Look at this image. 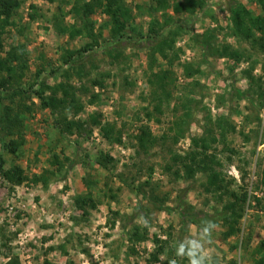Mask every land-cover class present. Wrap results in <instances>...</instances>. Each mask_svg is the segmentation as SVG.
Wrapping results in <instances>:
<instances>
[{"label":"rangeland","instance_id":"1","mask_svg":"<svg viewBox=\"0 0 264 264\" xmlns=\"http://www.w3.org/2000/svg\"><path fill=\"white\" fill-rule=\"evenodd\" d=\"M84 1L87 0H27L16 11L14 24L8 27L3 41L5 49L19 44L29 51L24 85L28 86L37 78L39 69L42 72L40 78L49 83L64 79L62 69L55 74L52 72L62 66L60 56L67 48L85 45L88 39L71 40L68 35L59 33L58 27L61 23L74 22L70 13L72 6ZM126 1L137 15L134 25L147 32L152 19V0ZM176 1L171 0V3L174 5ZM232 1L245 4L255 14L262 12L257 0H207L208 10L213 9L214 15L200 16L194 21L186 11L177 13L173 7L168 10L175 24L185 23L187 27L177 39V46L184 50L172 65L176 82L170 83L171 100L163 103L162 112L155 110L158 103L154 95L156 87L150 77L153 70L161 72L170 67V63L157 56L152 70L148 46H132L126 41L116 50L102 41V46L89 55L77 57L75 65H85L90 74L82 78L74 75L73 82L77 87L86 84L91 91L100 93L102 101L97 106L87 104L77 118L87 120L90 114L101 111L104 121H117L119 127H124L121 143L108 142L98 127L92 128L89 124L81 133L62 136L54 125L56 117L50 110L42 109L35 96L27 100L33 110L27 114L21 130L25 144L15 154L9 153L4 149L5 139L0 135V152L6 159V167L21 165L28 176L26 182L14 186L0 173V217L8 214V205L15 204L20 225L31 234L34 264H45L46 261L48 264H84L86 261L88 264H150L155 235L170 239V246L177 249L170 255L172 264L176 254L184 259L185 250L195 251L199 257L189 258L183 264H229L233 260L237 264H257L254 251L264 239V198L254 187L264 170V97L256 98L257 102H254L251 95L256 84L264 91V52L257 54L258 62L252 68L253 58L237 62L226 56L208 54L205 60L202 49L192 42L194 33L203 35L207 29H216L219 48L226 42L235 47L247 46L228 36ZM33 13L37 15L34 19L31 18ZM153 14L163 22L162 13ZM106 19L101 11L97 12L94 15L96 28ZM103 32L106 37L109 29L105 28ZM118 53L120 56L117 57ZM187 62H193L197 67L192 79L183 73L181 63ZM247 69L258 79L253 87L245 72ZM95 77H103L102 87H93L91 80ZM237 90L249 94L239 98ZM187 96L193 99V116L186 137L177 144L173 139H160L149 151L143 150L136 138L140 127L150 124L157 137L170 134L169 127L184 113L182 105L178 107L177 104L182 102L180 98ZM82 98L86 102L88 96ZM146 107L154 114L152 120L145 114ZM218 116L226 118V126H235V129L228 128L225 140L237 154H232L224 142L217 144L214 153L223 163L221 170L225 177L234 179L232 188L239 190V185L246 182L250 194L241 221L242 231L228 238L224 236L227 228L221 220H214L217 227L209 226L205 232V227L201 229L188 216L189 213L198 214L200 218L205 214L214 216L223 207L206 192L205 174L178 180L164 170L170 160V150L186 153L192 137L204 132L207 118ZM158 119H161L160 123ZM12 137L17 139L18 135ZM101 153L113 157V165L109 168L96 163ZM54 155L63 162L61 170L53 165ZM246 171L244 181L242 176ZM46 173L49 181L32 180L35 175ZM91 182L96 185L90 186ZM111 189L116 198H111ZM89 190L98 205L83 216L76 197ZM255 195L263 199L260 205L255 202ZM207 220L213 221L208 217L203 223ZM108 221H115L116 225L112 227ZM137 226L149 229V238L139 243L129 240L131 231ZM16 238L15 233L0 224L3 253L0 264H10L14 258L18 264H23L14 245ZM164 260L165 256L161 255L154 264H163Z\"/></svg>","mask_w":264,"mask_h":264},{"label":"trees","instance_id":"2","mask_svg":"<svg viewBox=\"0 0 264 264\" xmlns=\"http://www.w3.org/2000/svg\"><path fill=\"white\" fill-rule=\"evenodd\" d=\"M27 0H0V135L4 140V149L9 153H16L25 144V135L22 134L25 119L27 114L33 110V106L27 100L35 96L39 101L42 109H48L56 118L54 125L59 130L62 136L68 134H75L76 132H83L85 126L89 124L92 128L98 127L102 136L110 143H121L123 140L124 127H119L117 121H104V115L101 111H96L90 114L87 120L77 118L86 108V105L101 104V95L95 91H91L90 87L82 84L77 87L73 82V76L77 75L82 78L85 74L89 75L85 69V65H75L77 57L89 55L96 50L104 41L105 45L117 50V47L126 41L132 46L143 45L150 49V68H153L157 62V56H162L166 61H169L170 67L156 72L152 71L150 82L155 88L154 95L157 100L155 110L162 112L161 106L165 101L171 100V92L169 87L176 82L175 73L172 70V65L182 54L184 48L177 46V39L183 35L187 24H175L173 18L168 14V10L173 7L177 13L188 12L192 20H196L200 16H213V9H209L206 5L207 0H181L176 1L174 5L171 0H152L150 7V14L152 15L149 29L144 32L139 27L135 26L137 15L134 8L126 0H87L82 3H74L70 13L74 17L72 23H61L58 27L59 33L66 34L71 40L77 37L88 39L85 45L80 48H67L60 56L62 66L54 69L55 74L57 70L62 69V76L64 79L49 83L48 80L41 79V70L36 73V77L28 86L24 85V78L26 77V68L28 67V53L29 51L22 45H11L9 49H5L3 35L7 32L8 27L14 24V16L16 11ZM262 12L255 14L245 4L232 1L230 5V17L228 22L229 32L228 36L234 37L240 43L247 44V46L240 45L235 47L233 44L226 42L221 48L218 47L216 29H207L203 35L194 33L192 35V42L196 44L203 51L204 59L208 54L215 56H226L235 59L237 62L253 58L251 67L254 68L258 62L257 57L259 53L264 52V0H257ZM141 7V6H139ZM207 7V8H206ZM101 11L105 16V23L96 28L94 15ZM153 13H162L163 22L159 20ZM36 14H31V18H36ZM192 23V21H191ZM185 24V25H184ZM184 25V26H183ZM109 29L108 36H104L103 30ZM102 38V40H100ZM143 42V43H142ZM112 54V53H110ZM120 56V53L116 55ZM183 67L184 76L192 79L197 73L196 64L193 62L181 63ZM64 68V69H63ZM76 70V71H75ZM246 74L251 81V87L258 83V79L247 69ZM52 73V74H53ZM103 77H95L91 80L93 87L103 86ZM171 83V84H170ZM257 88H253L254 102L261 100L264 97V91L260 84H256ZM250 87V88H251ZM252 89V88H251ZM239 98L247 96L249 92L244 93L237 90ZM88 96L85 102L82 96ZM251 98V99H252ZM257 98V99H256ZM182 102H178V107L182 105L184 113L178 115V119L173 121L169 132L164 133L161 137L153 134L150 124H143L140 127V133L136 136L139 145L145 151H149L152 145L158 143L160 139L168 141L173 139L174 144L186 137L189 130L190 120L193 116V99L190 96L187 98H180ZM33 105L35 102H31ZM146 116L152 120L154 114L149 111V107L145 108ZM72 117H71V115ZM226 118L218 116L213 119L208 117L203 126L204 132L199 136H194L191 139V146L186 153H179L175 149L170 150V160L166 162L164 170L173 174L176 179L190 180L194 179L199 173L206 176L205 190L207 193L214 196L218 202L223 204L219 213L212 216L205 214L202 218L198 214L189 213L188 216L192 222L204 231L210 225L204 224V218H211L213 222L221 220L223 225L227 228L224 233L225 238L236 235L242 231L241 221L246 214V203L250 199L249 185L244 183L239 185V190L232 188L234 179L228 180L221 170L223 163L221 159L214 153L217 150V144L224 142L230 149L232 154L237 152L229 146L226 142V134L228 128H234L232 125H225ZM161 122V119H158ZM91 128V129H92ZM229 128V129H230ZM92 131V130H91ZM220 131V133H218ZM171 132L173 133L171 135ZM15 134L18 138H14ZM11 137V138H9ZM6 138H9L8 140ZM230 157H232L230 155ZM53 165H57L58 170L62 169V160L58 155L53 157ZM66 160H69L66 157ZM113 157L109 153H101L96 158V163L109 168L113 165ZM248 165L249 162L246 161ZM0 173L12 185H21L28 180L26 171L21 165H13L6 167V159L2 152H0ZM46 174L35 175L32 178L34 182L49 181V176ZM247 171L244 172L242 179L245 181ZM96 185L91 182L90 186ZM256 191L262 193L264 198V170L259 177L255 187ZM111 189V198H116V193ZM107 193H105L106 196ZM255 202L260 205L263 201L258 195L253 196ZM76 204L78 208L83 211V216H87L90 209L96 208V202L91 190L85 194H80L76 197ZM118 214V213H117ZM185 216L186 213H181ZM215 220V221H214ZM108 223L114 227L115 221ZM143 230V231H142ZM206 232V231H205ZM131 242H142L149 238L148 227L141 229L135 227L131 231ZM154 243L155 249L150 254V264L160 260L161 255L165 256L163 264H172L170 255L175 254L177 249L170 246V239H161L155 235ZM2 247L0 246V256ZM184 259L180 255H175L176 261L173 264H183L187 259L199 257V253L195 251L185 250L183 253ZM169 256V257H168ZM254 256L257 264H264V239L259 243V246L254 251ZM10 264H18L17 259H13ZM45 264H48L46 261ZM229 264H237L236 260L230 261Z\"/></svg>","mask_w":264,"mask_h":264},{"label":"built area","instance_id":"3","mask_svg":"<svg viewBox=\"0 0 264 264\" xmlns=\"http://www.w3.org/2000/svg\"><path fill=\"white\" fill-rule=\"evenodd\" d=\"M15 204L12 203L8 205V214L0 217V224L4 225L11 232L16 234V240L14 245L19 252V255L23 261V264H34V258L31 254L32 246L30 245L31 234L27 233L24 229V226L20 225V220L16 217V208ZM32 241V240H31ZM4 260H9L3 258ZM84 264H88L86 261Z\"/></svg>","mask_w":264,"mask_h":264},{"label":"clouds","instance_id":"4","mask_svg":"<svg viewBox=\"0 0 264 264\" xmlns=\"http://www.w3.org/2000/svg\"><path fill=\"white\" fill-rule=\"evenodd\" d=\"M205 222L208 223L212 228H216L217 227L216 223L211 221V220H207ZM205 231L207 232V229Z\"/></svg>","mask_w":264,"mask_h":264}]
</instances>
